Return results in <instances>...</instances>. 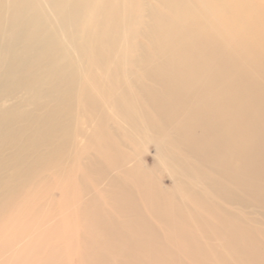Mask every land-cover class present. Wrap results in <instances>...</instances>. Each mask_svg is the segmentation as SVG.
Instances as JSON below:
<instances>
[{
	"label": "bare ground",
	"instance_id": "1",
	"mask_svg": "<svg viewBox=\"0 0 264 264\" xmlns=\"http://www.w3.org/2000/svg\"><path fill=\"white\" fill-rule=\"evenodd\" d=\"M64 214L79 264H264L257 0H0L3 264Z\"/></svg>",
	"mask_w": 264,
	"mask_h": 264
},
{
	"label": "rangeland",
	"instance_id": "2",
	"mask_svg": "<svg viewBox=\"0 0 264 264\" xmlns=\"http://www.w3.org/2000/svg\"><path fill=\"white\" fill-rule=\"evenodd\" d=\"M257 3L264 9V0H257ZM117 96L122 97L119 93ZM118 131L120 133L124 132L122 126L118 127ZM146 149V153L148 155H153L154 152L151 148H149V146H147ZM57 210L59 211L61 208L58 207ZM41 221H45L46 223L45 218H41ZM55 221L56 220H51V224L48 225V227L50 228V226H54ZM35 222L37 223L38 221L35 220ZM56 222L60 227V235L58 237H54L52 234V237L47 239L37 253L34 251V254L30 257L29 264H36L37 262L40 263L43 258H49L51 256H58L63 262L62 264H79V255L84 251V248L80 244V238L83 234L82 226L79 224L77 219H68L65 214L63 216H58ZM22 239L27 240L28 244H31L32 247L36 246L40 242V239L31 233H27L22 237ZM11 255L12 252L9 256ZM9 256H6V259H10ZM3 259V257L0 258V264H3ZM185 261L189 264H194L188 258H185Z\"/></svg>",
	"mask_w": 264,
	"mask_h": 264
}]
</instances>
